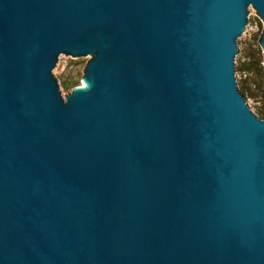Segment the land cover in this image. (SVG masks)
I'll list each match as a JSON object with an SVG mask.
<instances>
[{"label": "water", "instance_id": "obj_1", "mask_svg": "<svg viewBox=\"0 0 264 264\" xmlns=\"http://www.w3.org/2000/svg\"><path fill=\"white\" fill-rule=\"evenodd\" d=\"M251 7L264 48V0H0V264H264Z\"/></svg>", "mask_w": 264, "mask_h": 264}, {"label": "rangeland", "instance_id": "obj_2", "mask_svg": "<svg viewBox=\"0 0 264 264\" xmlns=\"http://www.w3.org/2000/svg\"><path fill=\"white\" fill-rule=\"evenodd\" d=\"M253 25L247 38L239 42L244 59L239 69V85L252 101V113L264 119V48L260 44L263 22L251 7ZM89 54L71 58L70 54L59 53L50 71L57 91L62 99L70 88L80 86L81 70Z\"/></svg>", "mask_w": 264, "mask_h": 264}, {"label": "bare ground", "instance_id": "obj_3", "mask_svg": "<svg viewBox=\"0 0 264 264\" xmlns=\"http://www.w3.org/2000/svg\"><path fill=\"white\" fill-rule=\"evenodd\" d=\"M83 87H84V89H85L87 86H86V85H84Z\"/></svg>", "mask_w": 264, "mask_h": 264}]
</instances>
